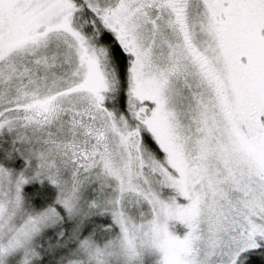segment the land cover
Returning a JSON list of instances; mask_svg holds the SVG:
<instances>
[{
	"label": "snow or ice",
	"instance_id": "snow-or-ice-1",
	"mask_svg": "<svg viewBox=\"0 0 264 264\" xmlns=\"http://www.w3.org/2000/svg\"><path fill=\"white\" fill-rule=\"evenodd\" d=\"M0 264H264V0H0Z\"/></svg>",
	"mask_w": 264,
	"mask_h": 264
}]
</instances>
